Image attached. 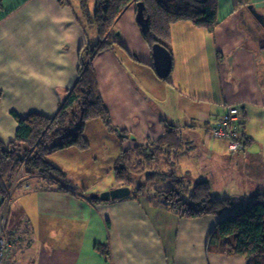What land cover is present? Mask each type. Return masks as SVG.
<instances>
[{"label":"crops","instance_id":"obj_1","mask_svg":"<svg viewBox=\"0 0 264 264\" xmlns=\"http://www.w3.org/2000/svg\"><path fill=\"white\" fill-rule=\"evenodd\" d=\"M217 2L213 32L189 19L171 24L173 64L167 77L156 72L136 5L121 14L116 41L95 54L92 64L114 123L134 136L121 140L93 118L85 125L87 148L69 146L48 155L67 173L71 191L56 188L63 181L36 172L21 174L6 200L0 195V235L13 243L7 264H249L244 256L207 249L211 230L236 206L187 217L147 188L96 202L87 195L117 186L110 173L121 151L157 138L165 123L178 126L189 143L175 165L188 178L196 168L194 149L209 147L214 156L228 149L210 132L229 105L240 107L238 127L249 138H242L246 147L254 142L256 115L264 113V0ZM94 7L90 3L91 11ZM96 31L95 25L83 23L80 0H0V140L16 136L13 112L56 113L77 75L83 49L98 38ZM256 189L245 206L264 193L263 183ZM97 243L106 245L109 254Z\"/></svg>","mask_w":264,"mask_h":264},{"label":"trees","instance_id":"obj_2","mask_svg":"<svg viewBox=\"0 0 264 264\" xmlns=\"http://www.w3.org/2000/svg\"><path fill=\"white\" fill-rule=\"evenodd\" d=\"M93 11L90 0H80L82 19L86 25H95L98 38L95 44L83 49L77 75L62 96L54 115L32 111L26 115L13 112L18 120L16 136L5 142L0 140V195L9 197L14 186V174L23 166L26 174L42 173L62 182L56 188L67 189L66 172L49 160L52 152L75 146L85 149L89 141L85 137L86 123L100 118L107 128L121 140L133 137V133L117 126L101 94L97 74L92 64L95 54L113 46L116 41L115 26L121 14L131 4L136 5V18L143 38L151 45L158 42L170 51V26L174 21L189 19L205 26L210 32L217 24V0H94ZM143 17H138V11ZM166 130L155 139L138 143L130 149H123L114 164L118 185L132 187L131 195H137L147 187L135 177L146 172L147 179L162 176L163 160L173 167L174 177L167 188L157 189L171 208L180 216L196 217L205 214H220L235 207L232 196L214 198L211 182L200 180L192 183L175 169L177 157L189 150L179 127L165 123ZM243 135V136H242ZM241 138L248 142L246 133ZM177 173H176V172ZM48 188H55L51 185ZM71 191V190H70ZM81 195L86 194L80 191ZM88 195V194H87ZM240 212L222 218L211 230L207 249L215 253L244 256L249 264H264V193ZM89 198V197H88ZM91 202L100 199L89 198ZM96 248L109 254L106 245L97 243Z\"/></svg>","mask_w":264,"mask_h":264},{"label":"rangeland","instance_id":"obj_3","mask_svg":"<svg viewBox=\"0 0 264 264\" xmlns=\"http://www.w3.org/2000/svg\"><path fill=\"white\" fill-rule=\"evenodd\" d=\"M90 3L92 4V6H95L93 0H90ZM246 23L247 21H245V24ZM96 34L98 37L97 31ZM262 115H264V113H259L258 116L256 115V120L254 122H256V132L258 135L254 142L250 143L249 145L247 144L245 150L230 152L228 149H226V140L218 136H214L211 132V137L213 139H217L220 142V145H223L225 147V151H219L220 153H223V155L214 156L215 154H213L211 151H208L209 147L208 150L201 147L198 148V150L194 149V158L197 162L193 163V165L196 168L191 175L192 177L187 178L190 179L192 183H195L199 180H204L202 179L203 176H208V178H211V182H213L211 192L214 198H223L225 196L233 195L232 197L236 199V208L233 209L234 214L247 207L245 206V202L247 200H250L252 197H256V188L258 183H263L264 186V174L262 173V171L264 170V117L262 118ZM250 122H253V120ZM260 124H262V126H260ZM232 153L235 155L240 154L242 156H245V154H247V158L242 157L238 160L236 159L237 157ZM164 161L165 160H163L160 166V171L163 172L162 176L147 179L146 172L137 174L135 176L137 180L146 184L147 190H152L155 192L156 189L167 188L170 183H172L174 177V172H172L173 166L170 164L165 165L166 163ZM21 174H26L24 172L23 166L14 174V185L15 183L17 185L18 179L20 178ZM111 175L114 179V169L110 173V177ZM141 197L143 198L144 202L149 201L144 193H142ZM159 199L163 200L167 205L164 197L159 196ZM241 206L242 209H239V207ZM8 217L9 219L11 218L10 215Z\"/></svg>","mask_w":264,"mask_h":264},{"label":"built area","instance_id":"obj_4","mask_svg":"<svg viewBox=\"0 0 264 264\" xmlns=\"http://www.w3.org/2000/svg\"><path fill=\"white\" fill-rule=\"evenodd\" d=\"M241 110L237 105H229L227 110L217 119V122L211 127V133L227 140L228 149L236 152L245 149V142L240 137L239 120L241 119ZM12 240L0 235V264H7L6 253L12 247Z\"/></svg>","mask_w":264,"mask_h":264},{"label":"water","instance_id":"obj_5","mask_svg":"<svg viewBox=\"0 0 264 264\" xmlns=\"http://www.w3.org/2000/svg\"><path fill=\"white\" fill-rule=\"evenodd\" d=\"M137 16L143 17V11L141 9L138 11ZM152 52L154 57V66L157 74L160 77H167L171 72L173 64L171 51L165 45L156 42L152 45ZM131 193V186L118 185L100 192H92L88 194V197L100 200H111L128 196Z\"/></svg>","mask_w":264,"mask_h":264}]
</instances>
